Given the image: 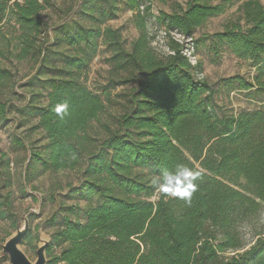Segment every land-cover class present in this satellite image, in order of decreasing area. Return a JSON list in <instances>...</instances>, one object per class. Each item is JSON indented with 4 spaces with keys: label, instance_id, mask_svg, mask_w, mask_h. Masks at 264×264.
Listing matches in <instances>:
<instances>
[{
    "label": "trees",
    "instance_id": "obj_1",
    "mask_svg": "<svg viewBox=\"0 0 264 264\" xmlns=\"http://www.w3.org/2000/svg\"><path fill=\"white\" fill-rule=\"evenodd\" d=\"M215 1L185 0L157 14L170 52L159 55L146 35L147 0H76L65 8L54 0H0V59L30 64L22 84L0 65V128L17 113L19 123L34 120L32 129L42 133L41 150L30 151L27 182L37 169L78 173L77 186H67L75 204H59L45 221L46 264H264V233L245 244L240 231L264 205V112L218 116L216 92L196 78L202 72L194 32L228 3ZM45 10L61 18L48 25ZM121 11L131 13L139 31L130 47L120 28L107 25ZM238 11L239 18L200 41H210L215 58L228 51L254 68L250 80L223 79L227 87L261 93L264 7L243 0ZM170 32L192 39L194 66ZM101 45L110 67L104 97L82 82ZM117 87H130L119 95L122 112L92 135ZM12 143L23 147L19 138ZM178 164L201 173L190 203L164 195L155 183ZM10 179V161L0 151V221L14 215ZM79 202L83 221L71 218Z\"/></svg>",
    "mask_w": 264,
    "mask_h": 264
},
{
    "label": "rangeland",
    "instance_id": "obj_2",
    "mask_svg": "<svg viewBox=\"0 0 264 264\" xmlns=\"http://www.w3.org/2000/svg\"><path fill=\"white\" fill-rule=\"evenodd\" d=\"M57 6L65 8L73 4L76 0H54ZM241 1L228 0L224 12L216 17L209 18L205 24L194 32V38L197 43V58L200 62L202 78L216 92L214 95V114L221 116L223 113L250 111L261 109L264 112V92L247 93L239 91L234 84L227 87L222 80L240 76L250 80L254 75V68L248 61L235 58L228 51L220 53L215 58L208 51L210 41L201 39L213 33L222 30L223 26L241 16L238 7ZM264 7V0H257ZM215 2H219L216 0ZM185 0H147L150 7V13L145 22V30L149 39V46L156 54H164L167 38L164 37L163 27L157 26L155 17L160 12L170 13L173 6L179 4L184 6ZM43 18L47 24L57 23L61 18L52 10H45ZM112 28H120L122 36L127 47H130L139 35V31L134 25L130 12L121 11L116 20L107 23ZM109 52L104 46H99L98 51L91 61L88 71L82 79L83 84L90 91L102 94L101 90L109 77ZM0 65L6 66L15 73V81L22 84L24 77L30 71V64L26 61L15 65L0 59ZM130 87H117L111 92L112 102L108 105L106 112L94 122L90 133L96 135L101 132L100 124L108 123L110 116L122 112V101L120 94L126 93ZM104 97L103 95H101ZM35 121L17 120V113L9 115L8 123L0 128V151L6 155L10 161V188L13 212L11 220L0 221V264H9L8 257L2 255L1 245H3L11 236L15 234L17 228L23 226V219H28V235L26 242H21L19 249L26 255L29 261L36 259V250L41 245V241L50 240L51 229L46 226L45 221L57 210L59 204H75L67 194V186H77L78 173L76 171H46L40 173L37 169L30 182L24 180L25 169L30 156V151L41 150L45 143L42 133L34 131L32 127ZM21 139L23 147H16L12 142L15 139ZM146 173V172H145ZM1 187V183H0ZM85 203L79 202V213L71 216L72 219L83 221L82 210ZM241 235L245 244L250 243L257 233H264V205L261 206L259 214L249 223L240 227Z\"/></svg>",
    "mask_w": 264,
    "mask_h": 264
},
{
    "label": "clouds",
    "instance_id": "obj_3",
    "mask_svg": "<svg viewBox=\"0 0 264 264\" xmlns=\"http://www.w3.org/2000/svg\"><path fill=\"white\" fill-rule=\"evenodd\" d=\"M67 109V104L56 107L57 114H62ZM201 173L183 164H178L172 170L163 171L155 181L161 193L190 203L191 197L196 192V181Z\"/></svg>",
    "mask_w": 264,
    "mask_h": 264
},
{
    "label": "water",
    "instance_id": "obj_4",
    "mask_svg": "<svg viewBox=\"0 0 264 264\" xmlns=\"http://www.w3.org/2000/svg\"><path fill=\"white\" fill-rule=\"evenodd\" d=\"M28 219H23V226L17 228L15 234L11 236L3 245H1L2 255H6L9 264H46L45 251L48 246L47 241H41V245L36 250V259L29 261L26 255L19 249V245L28 233Z\"/></svg>",
    "mask_w": 264,
    "mask_h": 264
},
{
    "label": "built area",
    "instance_id": "obj_5",
    "mask_svg": "<svg viewBox=\"0 0 264 264\" xmlns=\"http://www.w3.org/2000/svg\"><path fill=\"white\" fill-rule=\"evenodd\" d=\"M140 9H143V6L140 7ZM164 37H166V33L163 31ZM170 37L177 42L178 44H180L182 46V51L181 54L183 57H185L189 63L194 66L197 62V58L195 56V51H194V44L191 38H187L184 37L176 32H170ZM166 53H170L168 51L167 46L165 47V51ZM196 78L197 79H201L202 78V74H196Z\"/></svg>",
    "mask_w": 264,
    "mask_h": 264
}]
</instances>
